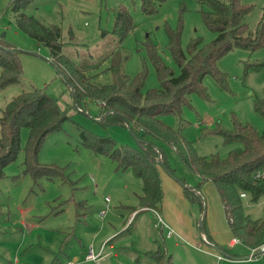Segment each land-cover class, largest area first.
<instances>
[{"label": "rangeland", "instance_id": "rangeland-1", "mask_svg": "<svg viewBox=\"0 0 264 264\" xmlns=\"http://www.w3.org/2000/svg\"><path fill=\"white\" fill-rule=\"evenodd\" d=\"M11 1L0 0V42L11 43L21 50L23 75L20 81L0 89V115L13 97L38 87L46 88L50 96L70 108L71 117L45 137L38 153L40 163L63 169L57 176L54 172L51 177L44 174L35 178L25 171L30 129L26 125L21 129L19 153L6 164L0 178V264H155L146 252L160 245L168 250L174 264H264V252L251 256L255 251L241 239L235 246L223 244L226 253L213 250L203 240L200 219L203 215L207 218L209 201L212 208L214 203L206 195V183L201 189L204 211L198 204H190L187 211L193 221L191 237L182 236L169 225L164 207L155 211L140 206L143 178L131 168L118 169L106 154L83 143L79 126L110 136L116 146H136L135 137L128 128L101 124V108L96 100L87 99L84 110L75 107L72 86L60 74L49 48L18 27L16 14L9 7ZM244 2L253 5L247 21L255 26L264 13V0ZM120 5L127 7L135 23L121 42L113 33ZM209 8L202 0H165L157 12L145 14L141 0H33L25 11L45 23L61 26L63 52L79 67L95 66L119 47L127 56L123 70L135 75L145 69V88H156L160 79L146 42L155 44L165 63L178 73L179 67L167 47L168 28L176 29L182 18L184 50L193 38L209 42L216 36L203 20V10ZM261 59L264 43L257 50H231L218 62L226 73V85L207 74L204 85L208 97L192 93L190 105L183 107L181 114L167 113L162 119L193 141L199 155L226 156L241 143H225L215 133L217 127L231 129L237 120L260 131L264 129V116L255 109V102L264 99V68L247 71L245 67L246 61ZM159 145L177 176L169 175L184 178L190 185L202 181L170 144L160 141ZM211 193L216 197L215 187ZM242 208L253 220L264 218V196L253 200L251 194H246ZM103 209H107L104 217L100 215ZM160 219L173 229L172 237L167 235L169 227ZM104 243H107L104 252L108 253L105 258L100 261L85 258L90 246L98 252Z\"/></svg>", "mask_w": 264, "mask_h": 264}, {"label": "trees", "instance_id": "trees-1", "mask_svg": "<svg viewBox=\"0 0 264 264\" xmlns=\"http://www.w3.org/2000/svg\"><path fill=\"white\" fill-rule=\"evenodd\" d=\"M32 1L12 0L9 7L16 14L18 27L49 48L60 74L72 86L75 107L84 110L87 99L96 100L101 108V124L128 128L135 137L136 146H116L110 136L79 126L83 143L98 153L106 154L116 162L118 169L131 168L143 178L140 206L159 210L164 199L161 171L176 175L175 168L159 145L160 141L166 142L190 170L202 177L197 185H190L184 178H176L184 184L188 201L200 205L204 211L205 198L201 189L206 181H212L222 199L234 237L249 247L264 245V218L253 220L242 208V193L251 194L253 200L264 196V177L259 176L264 169V129L260 131L248 122L237 120L231 129L217 127L215 133L220 134L225 143L239 142L241 146L232 149L226 156H204L197 153L193 141L187 140L180 130L162 119L167 113L181 114L183 107L190 105L192 93L207 98L204 85L207 74L221 85H226V73L220 69L219 60L235 48L257 50L263 45L264 13L260 21L252 26L247 21V15L253 5L244 0H202L210 7L203 10V20L209 29L216 32V36L209 42H204L201 37L193 38L184 50L181 45L182 18L176 29L168 28L167 47L179 67L178 73L165 63L155 44L146 42L160 85L145 88L147 71L144 69L135 75L124 71L123 63L127 56L119 47L90 68H82L72 62L62 49L61 26L45 23L25 11ZM164 1L141 0V7L145 14H153ZM116 12L113 33L121 42L135 23L126 6L120 5ZM15 49L11 43L0 42V89L22 78L23 65ZM245 67L247 71H260L264 68V59L246 61ZM69 109L50 96L46 88L33 87L13 97L0 115V178L4 175L6 164L15 160L19 153L21 129L25 125L30 129L25 171L31 172L35 178L44 174L51 177L54 172V176L62 174L63 169L40 163L38 153L45 137L71 117ZM255 109L264 116V99L255 102ZM201 236L204 241L215 243L208 233L206 215L202 217ZM146 255L155 264H174L163 245L147 251Z\"/></svg>", "mask_w": 264, "mask_h": 264}, {"label": "crops", "instance_id": "crops-1", "mask_svg": "<svg viewBox=\"0 0 264 264\" xmlns=\"http://www.w3.org/2000/svg\"><path fill=\"white\" fill-rule=\"evenodd\" d=\"M197 175L199 176V174ZM161 177L164 190V199L161 208L164 207L165 209H167V216L171 223L169 225H171L173 229L175 228L177 230L176 232H178L182 236L191 237L193 221L188 215L187 211L190 207L189 205L193 203H190L186 198L184 194V188L180 184L181 182H179L178 179L169 175L165 170L161 171ZM205 183L206 185H208V191L207 194H205L207 195V197L209 194L214 200L213 208L210 206L209 201V214L206 218L208 233L212 237V240L219 246H222L223 244L230 245L231 241L234 240L235 237L232 233V230L230 229L220 194L216 188V185L212 181H206ZM205 183L203 184L202 188L205 186ZM213 187H215L217 191L216 197H213L211 193V188ZM197 220L198 219H196V223L198 224ZM235 245L237 244L235 243L232 246ZM102 246L100 247L99 251L101 250ZM106 246L107 244L104 248H106ZM257 248L251 247L252 251L257 250ZM106 255H108V253H105V255L100 260L105 258Z\"/></svg>", "mask_w": 264, "mask_h": 264}, {"label": "built area", "instance_id": "built-area-1", "mask_svg": "<svg viewBox=\"0 0 264 264\" xmlns=\"http://www.w3.org/2000/svg\"><path fill=\"white\" fill-rule=\"evenodd\" d=\"M259 176L264 177V169H262V171L259 172ZM242 196H246V194L245 193H242ZM106 201H107V207H109L108 202L110 201V199L107 197L106 198ZM106 213H107V209H103V210H101L100 215L102 217H104L106 215ZM160 220L162 221L163 225L168 226L164 222L163 219H160ZM168 227H169V230L167 232V235L168 236H171L173 234V229L170 226H168ZM238 241H240L239 238H234V240L231 241L230 245H233V244L237 243ZM106 244L107 243H104L103 244V246H102V248H101V250L99 252H96L95 249H94V247L93 246H90L89 249H88V251H87V253H86V255H85V258L87 260L99 261L105 255V253L103 251L105 250L104 247H105ZM218 257L221 258L222 256L219 255ZM69 264H73V263L70 262Z\"/></svg>", "mask_w": 264, "mask_h": 264}, {"label": "water", "instance_id": "water-1", "mask_svg": "<svg viewBox=\"0 0 264 264\" xmlns=\"http://www.w3.org/2000/svg\"><path fill=\"white\" fill-rule=\"evenodd\" d=\"M15 51L16 52H21V50L20 49H15ZM168 172V171H167ZM169 173V172H168ZM204 216V215H203ZM202 216V217H203ZM201 225H202V218L200 219V225H199V230H201ZM207 242V244L211 247V248H213L214 250H216V251H218V252H220V253H226L225 251H224V249L221 247V246H219L218 244H216V243H212V242H208V241H206ZM264 252V245H262V246H260V247H258V249L257 250H255V252H253L252 253V255L251 256H256V255H258V254H260V253H263ZM228 257H230V258H235V259H238V257H236V256H231V255H227ZM251 256H248V258H250Z\"/></svg>", "mask_w": 264, "mask_h": 264}]
</instances>
